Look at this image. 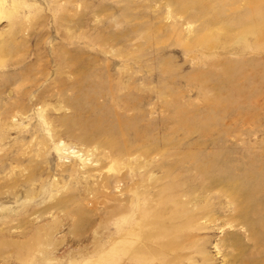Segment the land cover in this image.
Here are the masks:
<instances>
[{
    "label": "rangeland",
    "instance_id": "1",
    "mask_svg": "<svg viewBox=\"0 0 264 264\" xmlns=\"http://www.w3.org/2000/svg\"><path fill=\"white\" fill-rule=\"evenodd\" d=\"M0 264H264V0H0Z\"/></svg>",
    "mask_w": 264,
    "mask_h": 264
}]
</instances>
